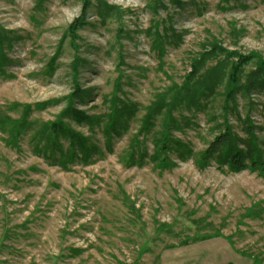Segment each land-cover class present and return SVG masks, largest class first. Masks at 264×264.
Instances as JSON below:
<instances>
[{"label": "rangeland", "instance_id": "374dc122", "mask_svg": "<svg viewBox=\"0 0 264 264\" xmlns=\"http://www.w3.org/2000/svg\"><path fill=\"white\" fill-rule=\"evenodd\" d=\"M82 4L0 0V264H264V0Z\"/></svg>", "mask_w": 264, "mask_h": 264}, {"label": "trees", "instance_id": "16d2710c", "mask_svg": "<svg viewBox=\"0 0 264 264\" xmlns=\"http://www.w3.org/2000/svg\"><path fill=\"white\" fill-rule=\"evenodd\" d=\"M87 1L88 0H83L81 17L74 20L72 28L75 29L77 27V24L79 25V23L81 22V18L85 16V13L87 11ZM74 23H76V25H74ZM249 58H252L254 59L253 61H256V67L254 70L249 71L247 74V76L249 75L247 85L250 84L249 88L244 87V89L247 91L252 89L253 86L255 85V80L257 79L258 74L260 72H264V60H260L261 58L256 57L254 54H250L247 57L238 56V58L233 63L231 62L230 64L231 67L229 71V81L232 84H234L237 80V74L241 69V65H243L246 61H248ZM57 129L66 136H68V138L70 139L69 142L70 145H73V143L76 142L79 143L80 146L82 147L81 151L84 152L86 150V148H84V143H82V141L80 140L82 136L79 132L72 130V128H70L67 124L64 123L61 124V122H58V120L56 121V123H53L51 125V128H49V130L56 131ZM220 144H224L226 148L229 147V144L225 143V140H219V138L217 137L215 140H213L210 143L206 151H208V154L213 155ZM235 151H237L238 153L237 154L235 153L234 155ZM242 155H243L242 152L236 147L234 148V150H231L230 152H227L225 149L223 154V160H227V162L229 163L230 167H232V169L238 170V168L242 167V160H241ZM227 156L228 158L226 159ZM201 159H204L203 161L205 162L206 157L201 156ZM256 164H257L256 160L252 159L250 165L256 166Z\"/></svg>", "mask_w": 264, "mask_h": 264}]
</instances>
